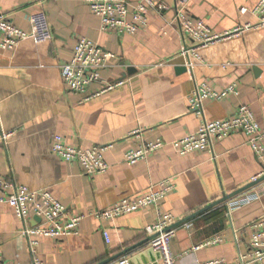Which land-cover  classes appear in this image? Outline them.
Returning a JSON list of instances; mask_svg holds the SVG:
<instances>
[{
  "label": "crops",
  "instance_id": "obj_1",
  "mask_svg": "<svg viewBox=\"0 0 264 264\" xmlns=\"http://www.w3.org/2000/svg\"><path fill=\"white\" fill-rule=\"evenodd\" d=\"M163 1L169 10H150L137 33L118 34L101 30L85 0H0V15L16 27L31 30L29 17L44 12L52 32L49 41L25 39L13 50L0 51V124L11 133L0 142V175L15 185L48 190L65 206L66 215H84L77 234L36 237L33 252L20 234L22 221L8 202L0 201V252L7 262L32 264L37 257L45 264H109L124 257L128 264H159L144 227L160 211L176 219L170 243L175 264H241L239 256L249 252L252 224L264 215V180L194 215L244 188L260 172L245 134L214 141L213 152L180 155L170 143L198 129L201 117L189 110V99L201 86L221 93L233 85L235 91L205 99V119L224 120L246 104L264 126V27L253 13L258 0H187L193 20L217 34L251 24L200 49L201 60L191 68L180 54L192 42L174 18L176 0ZM135 2L129 0V5ZM80 37L112 54L101 70V82L92 83L85 94L122 81L88 101L70 92L60 73ZM55 135L71 147H106L107 171L87 175L76 162L54 155ZM158 138L164 146L135 164L123 162L126 150ZM163 179H171L175 187L157 206L109 220L90 215ZM246 195L249 200L241 202ZM38 223L31 216L27 226ZM217 235L222 240L209 243Z\"/></svg>",
  "mask_w": 264,
  "mask_h": 264
},
{
  "label": "built area",
  "instance_id": "obj_2",
  "mask_svg": "<svg viewBox=\"0 0 264 264\" xmlns=\"http://www.w3.org/2000/svg\"><path fill=\"white\" fill-rule=\"evenodd\" d=\"M91 12L98 18L99 27L102 31H111L118 34L126 32L135 34L143 28L147 22V14L150 10L159 13L169 10V5L163 0H136L130 6L129 0H85ZM175 20L180 25L183 35L190 38L192 46L183 45L180 54L186 61V68H191L195 61H200V49L206 45L215 43L224 37L238 33L251 24L238 26L233 31H225L223 34L212 32L207 24L201 20H193L187 0H176ZM246 11V8H242ZM253 13L258 16V23L264 27V0H258ZM31 30L25 31L16 27L5 15H0V51L4 49L13 50L19 42L31 39L34 43L49 41L52 32L44 12L29 17ZM112 54L103 49L90 39L80 37L77 39L72 55L68 61L60 67L61 78L69 91L83 96V101L99 96L107 90L122 84L119 82H107L101 89L85 94L92 83H100L101 70L107 65V59ZM234 86L230 85L221 93L214 92L206 86H201L193 91L189 99V110L201 117L198 129L192 134L182 136L171 142V146L180 155L192 153V151L213 152L214 141L226 138L234 132L245 134L247 142L258 161L261 164L260 172L253 177L256 181L264 175V126L259 125L252 109L242 104L235 108L234 112L224 120H207L204 117L203 101L208 97L222 98L234 93ZM10 132L3 131L0 124V142H4ZM165 142L158 138L154 142H145L138 149H128L124 152L123 162L135 164L148 154L164 146ZM51 151L54 155L66 162H76L87 175L93 173H104L107 171L108 163L104 159L106 147L92 145L90 148L81 149L71 147L63 142L60 135H55L51 142ZM175 185L171 179H163L151 186L142 194L127 195L116 203L104 209H95L90 215L99 220H109L125 215L126 213L142 210L148 206H157L166 195L174 189ZM0 201L8 202L13 208L23 227L20 234L28 239L30 250L34 252L33 246L37 244L36 237H54L77 234L80 221L84 218L82 214L66 215L65 206L55 199L48 190H33L27 185H15L0 175ZM249 200V196L241 199V202ZM156 220L144 227L148 235V247L159 254V264H175V258L171 252L170 243L175 236L174 223L176 221L172 213L157 212ZM31 216L39 218V223L27 226ZM248 242L249 252L240 255L238 262L247 264L249 262H260L264 258V215L256 220ZM105 241L109 243L108 232L102 229ZM220 236H215L209 243L221 241ZM0 264H11L7 262L0 252ZM32 264H45L43 260L35 257ZM109 264H128V258H120ZM205 264H226L223 260H215Z\"/></svg>",
  "mask_w": 264,
  "mask_h": 264
},
{
  "label": "water",
  "instance_id": "obj_3",
  "mask_svg": "<svg viewBox=\"0 0 264 264\" xmlns=\"http://www.w3.org/2000/svg\"><path fill=\"white\" fill-rule=\"evenodd\" d=\"M262 180H264V175L261 176V178L257 179L256 181H252L251 183L247 184L246 186H244V188L239 189V190H236V191H233V192H231V193H228L227 196H224L223 198H221V199H219V200H217V201L211 203V205H209V206H207V207H204L203 209H201V210H199V211H196V213H194V215L200 213V212L203 211V210H206V209H208V208H211V206H213V205H215V204H219V203H221V202H224V201L228 200V198L234 197L235 195H237V194H239V193L245 191L246 189L251 188V187L255 186L256 184L260 183ZM190 217H192V216H190ZM190 217H189V218H190ZM189 218H185V219L182 220V221H185V220H187V219H189ZM148 239H149V238H148ZM98 264H103V263H98ZM256 264H264V258H263L260 262H257Z\"/></svg>",
  "mask_w": 264,
  "mask_h": 264
}]
</instances>
